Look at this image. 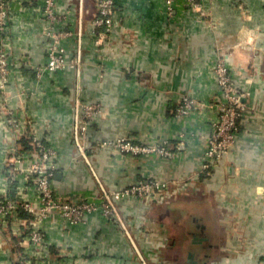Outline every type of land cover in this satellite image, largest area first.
<instances>
[{
	"label": "crops",
	"instance_id": "1",
	"mask_svg": "<svg viewBox=\"0 0 264 264\" xmlns=\"http://www.w3.org/2000/svg\"><path fill=\"white\" fill-rule=\"evenodd\" d=\"M43 2L9 0L0 31V50L13 64L6 96L16 123L8 128L0 115V196L20 193L6 161L28 133L56 151L51 185L59 199L95 195L97 181L118 189L144 178L168 181L169 190L179 183L180 192L119 203L139 254L116 224L91 212L77 223L56 213L41 223L46 247L35 256L21 235L29 215L20 211L0 223V264H264V0H202V17L185 0L169 14L161 0H114L115 25L103 39L94 33L95 0H55L50 25L71 32L63 44L67 59L80 49L79 79L71 63L34 75L48 45ZM223 54L245 110L232 151L206 176L203 154L217 116L213 66ZM183 93L205 106L174 116ZM76 99L101 107L88 124V162L72 142ZM119 138L163 143L172 155L101 145Z\"/></svg>",
	"mask_w": 264,
	"mask_h": 264
},
{
	"label": "built area",
	"instance_id": "2",
	"mask_svg": "<svg viewBox=\"0 0 264 264\" xmlns=\"http://www.w3.org/2000/svg\"><path fill=\"white\" fill-rule=\"evenodd\" d=\"M176 0H161L163 11L167 14L174 10ZM55 0H44L41 6L42 16L48 19L45 26V34L48 37L45 61L35 67V77H41L45 71H58L67 63L76 68L79 79L78 66L80 64V49L76 57L67 59L66 48L63 39L70 35L69 30L54 28L50 25L56 20ZM191 11L198 13L199 17L206 16L201 9L202 0H185ZM97 15L93 19L94 33L103 39L114 28L115 21L114 0H95ZM9 22V0H0V31H6ZM227 55L223 54L213 66L214 75L218 87L216 97L217 116L211 123V132L207 137V144L203 154L202 170L206 176L210 175L213 168L233 149L239 120L245 110L243 92L237 84L232 71L227 64ZM13 64L8 61V54L0 50V115L4 117L5 125L9 128L16 126L13 119V110L7 105L6 86L9 82ZM205 103L197 101L188 94L183 93L178 103L173 108V115L182 117L189 113L201 110ZM99 103L82 102L76 99L72 115V142L79 156L86 162L88 149L91 144L88 141V124L94 114L100 113ZM28 147L19 146V149L7 159L6 173L9 182L15 183L19 188V194L10 197L5 193L0 196V223L7 225L9 219L18 217L20 211L28 213V217L22 220L24 231L21 235L27 241L28 247L35 256H40L46 247L41 223L48 221L54 213L70 223L84 221L85 215L91 212H99L106 220L116 224L131 241L134 249L139 251L132 240L129 227L123 217L119 203L129 197L144 199H163L166 197L177 198L179 196V183L174 190H169L168 181L155 178L138 179L127 186L118 189H109L98 182L99 192L88 195L78 201L59 199L54 195L51 179L54 174L56 151L43 143L33 134H26ZM101 145H113L123 152L156 153L170 157L172 151L163 143L144 145L135 143L130 139L119 138L105 140ZM143 261V259H142ZM144 263V261H143ZM145 264V263H144Z\"/></svg>",
	"mask_w": 264,
	"mask_h": 264
},
{
	"label": "water",
	"instance_id": "3",
	"mask_svg": "<svg viewBox=\"0 0 264 264\" xmlns=\"http://www.w3.org/2000/svg\"><path fill=\"white\" fill-rule=\"evenodd\" d=\"M200 239H201V237L197 236L196 234L193 235V239H192V240H193L194 242H198V241H200ZM192 257H193V253H192V252H189V253H188V260H189L190 262H193V258H192Z\"/></svg>",
	"mask_w": 264,
	"mask_h": 264
},
{
	"label": "trees",
	"instance_id": "4",
	"mask_svg": "<svg viewBox=\"0 0 264 264\" xmlns=\"http://www.w3.org/2000/svg\"><path fill=\"white\" fill-rule=\"evenodd\" d=\"M20 142H21L22 147H24V148L28 147L27 139L24 138V139H22V141H20ZM13 186H15V183L12 182L10 187L13 188Z\"/></svg>",
	"mask_w": 264,
	"mask_h": 264
},
{
	"label": "rangeland",
	"instance_id": "5",
	"mask_svg": "<svg viewBox=\"0 0 264 264\" xmlns=\"http://www.w3.org/2000/svg\"><path fill=\"white\" fill-rule=\"evenodd\" d=\"M170 197V196H169Z\"/></svg>",
	"mask_w": 264,
	"mask_h": 264
}]
</instances>
